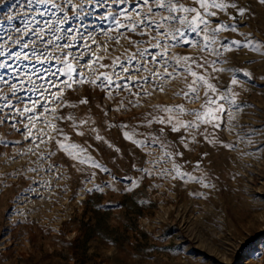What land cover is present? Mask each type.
<instances>
[{
	"label": "rangeland",
	"instance_id": "374dc122",
	"mask_svg": "<svg viewBox=\"0 0 264 264\" xmlns=\"http://www.w3.org/2000/svg\"><path fill=\"white\" fill-rule=\"evenodd\" d=\"M225 2L244 15L209 9L217 15L204 32L189 26L194 14L174 13L187 24L162 21L169 12L152 0V14L142 0H72L75 9L67 0H0V264H264V3ZM218 24L229 28L213 43ZM185 64L217 93L198 86L199 99L186 98L193 77ZM165 68L172 77H153ZM101 72L112 85L87 82ZM233 94L234 102L217 99ZM209 97L224 111L206 123L196 114ZM165 107L171 124L156 120L169 116ZM57 140L78 145L76 158Z\"/></svg>",
	"mask_w": 264,
	"mask_h": 264
},
{
	"label": "snow or ice",
	"instance_id": "6c2138e0",
	"mask_svg": "<svg viewBox=\"0 0 264 264\" xmlns=\"http://www.w3.org/2000/svg\"><path fill=\"white\" fill-rule=\"evenodd\" d=\"M30 2H31V0H30ZM67 2L71 5V7L73 9L78 7V5L72 4V0H67ZM193 2H194V4L198 5V7H195V6L187 7L184 4L179 3V0H152V3L155 5V9H164V10H167L169 12L168 16H162L161 17V20L164 21V22L177 21L178 20L182 24H187L188 20H189V17L187 15L179 16V15H174V13L182 12V13H186V14H194V15L191 16V25H189L190 27H192L193 31H195L196 27H198L199 25H203L204 27L201 29V31L207 32V26H208L209 20L206 17L209 16V15L213 16V17L217 15V13L215 11L209 12L208 11L209 9H219L221 11H224V10H226L228 8H236L237 12H238V15H240V16H243L245 11H246V9L237 8V5L235 3H226L225 0H193ZM261 2L264 3V0H261ZM37 3H39V4H46V3L47 4H53L55 7H59V6L54 4V0H37ZM142 5L147 7V13L148 14H152L154 12V10H155L150 5V0H142ZM59 10L60 11H64L63 8H59ZM137 15H139V12L137 13ZM65 19H66V17H65ZM230 19L234 20L235 17H230ZM129 20L131 21L132 18L129 17ZM59 22L63 23L64 21L61 20ZM117 23H119V22H117ZM140 24H143V21H140ZM150 24L154 25L156 29H160V28L163 27V24L162 23H157L155 21V19H152L150 21ZM120 26L124 27V25H120ZM128 27H129L130 31H136L137 30V22L132 21ZM228 28H229V25H227V24H218L217 27L212 30V32H213V36L211 37L212 42L215 43V38H214V34L215 33L227 30ZM236 30L237 29L235 27L231 28V31H236ZM142 34H144V33H142ZM158 35L163 36L166 39L168 34L167 33H158ZM55 39L59 40L60 37H55ZM204 39L205 40H209L210 37L208 35H205ZM53 42H54L53 40L47 41L48 44H52ZM185 42H187V41H185ZM130 43H131V41H130ZM232 44L236 45L238 47L244 46V45H241L240 41H233ZM246 44L250 45L252 47H255V44L252 41H247ZM161 46L162 45L160 44L159 41H157V43L155 45H153V47H157V48H159ZM0 47H3V46L0 45ZM25 47H27V45H25ZM56 47L63 49L64 47H68V45H56ZM163 47L166 49L168 47V45L165 44V45H163ZM226 50H231V47L230 46H226ZM3 55H4V52H0V56H3ZM15 55L19 59L21 54L20 53H15ZM65 55H67V54H65ZM140 55L143 56V53L141 52ZM24 59H28V56L25 55ZM38 59H39V57H38ZM128 59L129 60H134V59H136V55L133 54ZM181 59H183L185 62H187L189 60L188 57H183ZM160 61H163L165 64H167V61L164 60V56L162 54L160 56ZM62 62L65 63V65H66V73L65 74H67L69 76V78L71 79L72 78L71 74L73 72H75V69L73 68L72 64L67 63L66 60L62 61ZM153 62H159V61L156 60V57H153ZM179 62H180V60L178 59L177 63H179ZM193 63H194V61H193ZM113 64L114 65L116 64L115 60L113 61ZM197 66L198 67H203L202 64L201 65H197ZM0 67H6V65L3 64V63H0ZM99 67L100 68H106V67H109V65L100 64ZM119 67L121 68V70L123 72H125V73L129 72V68H127L123 63H121L119 65ZM141 68H144V65H141ZM145 70H147V69L145 68ZM185 70L187 72H189L190 75L193 77L192 82L190 84H188V88H189L190 91L184 93V96L186 98L194 97L195 99H199V87H204L205 88V96H208V92L209 91H211V93H213V94L217 93L216 87L213 84L209 83L208 80L203 75H198L197 72L193 71L191 69V67L189 65H187V64H185ZM213 70L214 71H218L217 69H213ZM174 71H175V68H174ZM152 75H153V77H160L162 75H168L169 77L173 76L172 73H168L167 72V68H165V72L163 74L157 71V72L152 73ZM101 78H103V80L106 82L105 85H101V84L97 83V81L101 80ZM132 79H133V81L135 83L136 79L134 77ZM142 79H144L147 82V78H142ZM75 82L83 84L86 81H85V79L83 77H81L79 80H77ZM87 82H89V83H91L93 85H96L97 87L110 86V85L113 84V80H112L111 76H109V74L106 73V72L99 73L96 76L95 79H92V80L87 81ZM64 84H65L66 88H71L72 87V85L70 83L66 82V81L64 82ZM231 84H233V85L237 84V80L233 79L231 81ZM117 87H127V85H125V86L117 85ZM160 91H163V89L161 88ZM62 92H63V90L61 89L59 93H51V96L54 98L53 102H55L56 100H60ZM190 93H191V96H190ZM109 96H111L110 92H109ZM234 97H235V94H233L232 97L220 95L217 99H219V100H231L232 102H234ZM217 99H213V98L209 97L206 100V102H205V104L208 107L206 108L204 113H202V114L201 113H197L196 114V119L200 120L201 116H203V117L206 118L204 122L211 123L212 121H211V119L209 117H212L213 114H216V116L218 118V114L222 113L224 111V105L223 104H218L217 103ZM80 103L81 104L88 103L87 98L81 99ZM213 105L215 106L214 108L212 107ZM121 107H123V103H121ZM176 108L179 111H183V105H178V106H176ZM44 110L46 112L49 111V109H47V108H45ZM117 110H119V109H117ZM161 110L164 111V112L169 113V116L166 119L158 117V118H156L157 122H159V123L167 122V123L171 124L172 120H173V116L171 115V113L173 112V108L165 107V108H163ZM25 111H31V109L25 108ZM51 111L54 113L56 111V109L53 108V109H51ZM67 119L71 120V119H73V117L69 116ZM86 123H87L86 120L80 121L81 125L82 124H86ZM149 123H151V121H149ZM177 123H182V122L177 121ZM184 126L191 127L192 126V122H188ZM48 127H50L58 135H64L62 130L57 129L54 124L49 123ZM124 127H126V126H124ZM92 131H95V129H92ZM162 131H163V129H161V132ZM172 131H178V128L175 125H173L172 126ZM41 132H43V130H41ZM77 134L78 135H83L84 133L78 131ZM124 136H125L126 139H132V137L130 136V134L128 132H124ZM48 139L52 140V139H54V137L49 136ZM68 139L69 138L66 135H64V140H68ZM96 139L97 140H102L103 137L97 135ZM45 142L46 141L43 139V136H41L40 143H45ZM56 143L59 145V147L61 149H63L64 151L68 152L69 155H72L74 159L76 158L75 150L79 149L78 145H76V144H65L63 141H59V140H57ZM109 146L111 147V145H109ZM185 146H187V145H185ZM37 147H39V144L37 145ZM80 151H85V150L80 149ZM117 151H118V149H117ZM83 162L84 161L81 160V163H83ZM177 173L180 174L178 169H177ZM173 178H175V177H173ZM205 186L207 187V185H205Z\"/></svg>",
	"mask_w": 264,
	"mask_h": 264
}]
</instances>
